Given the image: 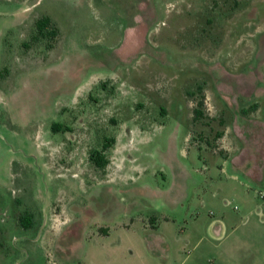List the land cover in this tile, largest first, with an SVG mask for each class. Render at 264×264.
<instances>
[{"label": "rangeland", "instance_id": "rangeland-1", "mask_svg": "<svg viewBox=\"0 0 264 264\" xmlns=\"http://www.w3.org/2000/svg\"><path fill=\"white\" fill-rule=\"evenodd\" d=\"M33 1L0 0V264H264V0L131 33L105 0ZM43 9L64 33L35 36Z\"/></svg>", "mask_w": 264, "mask_h": 264}, {"label": "crops", "instance_id": "crops-1", "mask_svg": "<svg viewBox=\"0 0 264 264\" xmlns=\"http://www.w3.org/2000/svg\"><path fill=\"white\" fill-rule=\"evenodd\" d=\"M101 1L104 2L103 0ZM105 1L107 2L106 8L109 12V15L114 14V15H118L119 17H122L123 20V25L121 27L122 33L140 32V31L143 32V27H145L149 23L152 15L156 14L158 11L169 15L171 13V12H167L165 7L166 4L171 0H105ZM175 2L177 3V5L178 4L181 5L182 0H175ZM185 2H187V0ZM39 3L40 0L33 1L34 6H37ZM56 8L62 12L63 16L67 15L66 13L67 7H65L64 5L63 6L57 5ZM40 13L48 15L51 18V20L56 24V27L60 32L64 33V31H66L64 29L65 20L60 19L57 13L45 9L41 10ZM97 29L99 31H102L104 37L107 36L109 33V30L103 29V27L99 26ZM133 44L134 42H129L128 44H125V41H123L121 36L119 35L118 40L115 42V46H116L115 50L120 49V47L126 48V50L128 49L127 57H130L132 53H134L139 48L138 46L136 50L132 52L134 50V46H132ZM233 169L234 171H244L240 167ZM239 226H240L239 224H235L233 222L230 223L229 226L227 224L225 225L223 231L224 240H226L225 242L233 241L231 239L234 238ZM230 247L233 248L232 246Z\"/></svg>", "mask_w": 264, "mask_h": 264}, {"label": "trees", "instance_id": "trees-1", "mask_svg": "<svg viewBox=\"0 0 264 264\" xmlns=\"http://www.w3.org/2000/svg\"><path fill=\"white\" fill-rule=\"evenodd\" d=\"M51 18L48 15H43L41 17H39L36 20V27H37V33L35 34V36L37 34H42L44 35L45 32H49L50 34H55L56 33V28L54 27H50L49 29H47V27L49 26V24H51ZM195 112H200L199 109H195ZM51 127L53 130H59L62 128V125L58 122V121H53L51 123ZM111 138H107L104 140L103 142V148L107 147L108 144L111 142ZM90 158L91 160L100 167H103L106 165L108 159L105 157V155L102 154V152L100 150H94L90 153ZM19 222L20 224L25 227L28 228L32 225V214L30 212H24L22 215L19 216Z\"/></svg>", "mask_w": 264, "mask_h": 264}]
</instances>
